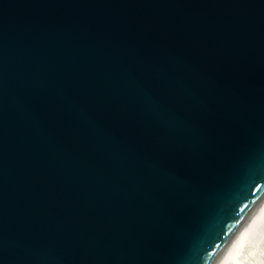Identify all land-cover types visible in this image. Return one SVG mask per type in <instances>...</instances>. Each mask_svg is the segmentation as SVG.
Listing matches in <instances>:
<instances>
[{
	"label": "water",
	"instance_id": "95a60500",
	"mask_svg": "<svg viewBox=\"0 0 264 264\" xmlns=\"http://www.w3.org/2000/svg\"><path fill=\"white\" fill-rule=\"evenodd\" d=\"M264 207V0H0V264H213Z\"/></svg>",
	"mask_w": 264,
	"mask_h": 264
},
{
	"label": "bare ground",
	"instance_id": "6f19581e",
	"mask_svg": "<svg viewBox=\"0 0 264 264\" xmlns=\"http://www.w3.org/2000/svg\"><path fill=\"white\" fill-rule=\"evenodd\" d=\"M264 207L238 228L213 264H261L264 261Z\"/></svg>",
	"mask_w": 264,
	"mask_h": 264
},
{
	"label": "rangeland",
	"instance_id": "374dc122",
	"mask_svg": "<svg viewBox=\"0 0 264 264\" xmlns=\"http://www.w3.org/2000/svg\"><path fill=\"white\" fill-rule=\"evenodd\" d=\"M264 258V257H263ZM264 260V259H263ZM261 264H264V261H262V263Z\"/></svg>",
	"mask_w": 264,
	"mask_h": 264
}]
</instances>
